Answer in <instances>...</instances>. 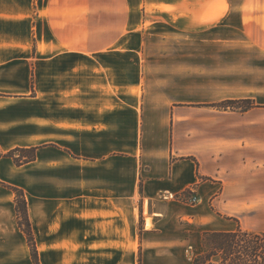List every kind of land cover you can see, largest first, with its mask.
<instances>
[{
    "label": "crops",
    "instance_id": "obj_1",
    "mask_svg": "<svg viewBox=\"0 0 264 264\" xmlns=\"http://www.w3.org/2000/svg\"><path fill=\"white\" fill-rule=\"evenodd\" d=\"M211 6L218 10L210 17ZM150 13L172 35L233 29L264 53V0H0V147L38 149V160L21 167L1 158L0 182L12 185L40 159L75 169L70 189L44 190L41 205L26 193L40 264H193L190 250L205 233H264L258 88L212 84L196 98L188 85L171 98L143 76L148 64L140 63V77L125 60L122 76L110 72L115 46ZM97 57H106L107 79L92 76ZM32 74L37 97L26 96ZM228 100L257 106H214ZM20 102L39 108L20 115ZM62 137L73 138V161L49 153L72 140ZM14 203L0 186V264H35Z\"/></svg>",
    "mask_w": 264,
    "mask_h": 264
},
{
    "label": "rangeland",
    "instance_id": "obj_2",
    "mask_svg": "<svg viewBox=\"0 0 264 264\" xmlns=\"http://www.w3.org/2000/svg\"><path fill=\"white\" fill-rule=\"evenodd\" d=\"M217 10V6H211L210 17L213 13H216ZM209 15H205V17L210 18ZM161 17L162 16L152 15V13H150L146 18L148 20L146 26H142L141 22L137 21L133 23L136 27L132 29H137V32H130V37L126 38L124 41H120L115 46V48L119 50L116 51L114 55H111L112 53L110 54L112 64L111 66L109 65V67L114 69H111V73L113 72L115 76H122L121 73L123 70L120 69L119 65L122 66L125 60L128 64L127 68L129 72L132 73V76L140 77L138 76L140 74V63H143L148 64V69L145 70V72L141 70L143 76L147 77L149 80H155L157 85L162 84L159 86L162 94H168L171 98H182L184 93H187L186 87L188 85L193 87L196 98H200L207 96L209 87L212 84L218 85L227 83L228 87L231 89L243 88L244 86L257 87V94L260 97L259 102L264 101V53L250 47L246 43H241L240 40H242V36L239 31L235 32L233 29L223 28L209 30L204 33L187 34L186 32H178V34L174 33L172 35L170 26L161 22ZM155 21H159L160 23L154 24ZM143 23L145 24V20ZM140 31H142V33H148L146 34L147 36H140ZM124 46L127 48L126 52L123 51L125 49ZM96 63L98 69L95 68V70L92 71L94 74L92 76L107 79L106 67L108 63L106 62V57H97ZM101 65H103L105 69L101 68ZM188 66V69H183V67L186 68ZM246 66H254L257 67V69L249 70ZM34 74H32L33 76L29 82L31 92L26 95L27 97L38 96L37 91L33 89ZM166 82L168 84H165ZM169 82H171V84ZM230 85L234 86L232 87ZM43 88L44 87H40L42 91ZM105 90L106 88L103 91L106 92ZM121 91L122 89L115 87V95H118V92ZM109 93L113 94V92ZM224 102L226 101L219 102L214 106L220 111H237V109L217 107V105H221ZM253 102L255 103L256 100ZM38 106V103L26 105V103L20 102L16 105V109H18V112L22 115L25 111L37 110L39 108ZM26 129V126L22 127L23 131ZM60 139H67V141H69L68 139L72 140L63 143L61 146L57 144L58 142L51 144V148L49 149L50 155H60L59 157H64L65 155V157L69 158V161H73V157L75 156L73 138L62 137ZM66 147L69 148L67 149ZM54 166L55 163L52 162L50 166L43 167L40 159V161L31 166L32 168L30 170H28L27 167L18 172L16 180L12 185L0 182V186L9 193L14 194L15 206L17 201H19V197L10 189L11 187L22 189L25 196L26 193L29 194L35 204L41 205L44 190H48V192L60 189L66 191V189H70L73 184L75 171L73 165L62 166L63 168H56ZM43 174L47 176L45 182L43 181ZM195 197L200 200L198 196L195 195L194 198ZM26 200L28 203L27 196ZM198 202L199 201H197L196 204ZM140 221L143 222L142 219ZM150 223L151 221H149V225ZM259 224L261 228V225H264V221L259 222ZM206 249L207 246L204 242L190 250L192 260L195 255L204 252Z\"/></svg>",
    "mask_w": 264,
    "mask_h": 264
},
{
    "label": "trees",
    "instance_id": "obj_3",
    "mask_svg": "<svg viewBox=\"0 0 264 264\" xmlns=\"http://www.w3.org/2000/svg\"><path fill=\"white\" fill-rule=\"evenodd\" d=\"M217 107L246 111L256 107V104L252 100H230L217 105ZM1 158H10L16 166L20 167L36 161L38 149L36 147H17L3 152L0 147ZM10 189L19 197L16 204L18 225L27 237L35 264H40L25 193L19 188L11 187ZM204 242L207 249L195 255L193 264H264V234L239 228L234 232L205 233Z\"/></svg>",
    "mask_w": 264,
    "mask_h": 264
},
{
    "label": "built area",
    "instance_id": "obj_4",
    "mask_svg": "<svg viewBox=\"0 0 264 264\" xmlns=\"http://www.w3.org/2000/svg\"><path fill=\"white\" fill-rule=\"evenodd\" d=\"M177 198L178 197H176L174 195H171V194H168V195L164 196V199H173L174 200V199H177ZM178 199L184 200L185 202H187L189 204H196V202L199 201L198 198H196V197L194 198V195H191V196H189L187 198H178Z\"/></svg>",
    "mask_w": 264,
    "mask_h": 264
}]
</instances>
